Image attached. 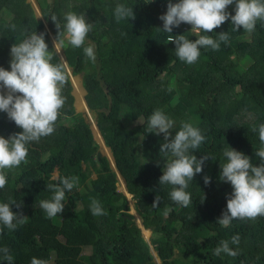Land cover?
I'll return each mask as SVG.
<instances>
[{"label":"trees","instance_id":"1","mask_svg":"<svg viewBox=\"0 0 264 264\" xmlns=\"http://www.w3.org/2000/svg\"><path fill=\"white\" fill-rule=\"evenodd\" d=\"M45 1L40 2L44 18H37L27 0H0V67L11 70L12 44L34 32L45 34L52 63H63L50 31L57 40H64L73 74H82L92 93L89 105L98 110L99 128L134 196L135 209L145 226L153 228L155 249L129 212L127 196L118 190L117 170L106 155L97 156L99 144L84 116L75 111L68 72L62 90L66 102L54 133L29 143L27 164L6 170L7 184L0 189V203H22L21 209L13 205V211L28 216L16 230L0 224V248H9L13 264H31L33 257L45 264H157L155 252L162 264H264V216L233 220L228 228L217 222L233 190L220 180L221 164L227 162L224 151L232 147L258 166L255 151L264 147L258 132L264 124V21H257L253 32L234 31L229 18L214 32H201L218 39L219 32L225 31L230 39L221 42L218 50L201 48L199 59L188 64L176 56L168 36L197 37L189 24H181L171 34L162 30L159 17L167 11L168 0ZM118 4L132 7L136 18L117 22ZM228 10L235 14L234 5ZM68 12L83 15L93 24L87 39L96 45L95 62L85 57L83 47L88 42L81 48L67 42L64 15ZM246 56L251 57L247 66L242 63ZM157 109L175 121L173 136L183 122H189L206 137L198 150H190L198 159L205 154L210 157L189 182L186 191L192 203L188 207L171 200V185L159 184L168 157L159 151L163 134L148 133L149 117ZM20 131L0 112V135ZM55 171L60 178L78 177L79 183L66 191L64 212L48 218L40 201L52 198L47 185L58 183L52 178ZM205 175L211 178L209 184L204 183ZM157 195L161 202L152 207ZM92 199L100 202L106 215H92ZM166 209H170L167 216ZM235 235L240 237L239 245L231 243ZM223 240L238 252L236 257L213 255ZM89 245L91 252L84 253ZM0 264H8L2 255Z\"/></svg>","mask_w":264,"mask_h":264},{"label":"clouds","instance_id":"2","mask_svg":"<svg viewBox=\"0 0 264 264\" xmlns=\"http://www.w3.org/2000/svg\"><path fill=\"white\" fill-rule=\"evenodd\" d=\"M37 2L38 9L41 11V18H44L40 2L46 4V1L37 0ZM31 4L36 10L34 4ZM231 5L235 6L234 15L228 10ZM114 15L117 22L136 18L133 8L124 4H118L115 7ZM229 18L232 26H234V31L243 28L246 32H253L257 21H264V0H176L175 3L173 0H168L167 11L159 17L163 22L162 30L165 33H173V29L178 28L181 24L191 25V31L197 37L195 40H190L183 34L175 37L168 36V41L175 44L176 56L188 64H194L199 59L201 48L218 50L221 42L227 43L229 41L230 37L225 31L219 32L218 39H213L210 35H201V32H214ZM64 19L66 21L65 36L67 42L75 48H81L85 42H88L89 45L83 47L85 57L95 62L96 45L91 39H87L89 32L93 29V24L88 22L83 15L74 12L65 13ZM51 20L60 30L57 18L53 16ZM11 27L15 30V25ZM53 45L63 63H52L53 53L49 51L45 34L34 32L26 36L20 43L12 44L10 48L11 70L0 67V112L6 113L8 119L22 129V131L15 132L9 137L0 135V189L7 184L6 170L17 168L21 163L27 164L29 143L38 142L42 137L54 133L61 109L66 102L62 90L68 82L69 70H72L71 73L69 72L70 77L82 76L80 88L83 97L80 95L76 99L73 94L75 111L84 116L95 138L97 133L93 121L88 115L82 113L83 110L77 111L76 104H78L79 98L85 100L93 115L95 112L96 125L100 130L98 110L90 107L88 102V96L92 93L85 86L83 75L73 74V68L69 65L63 49L64 40H57L56 38ZM75 86L79 90L78 81ZM168 90L172 91V87L170 86ZM78 107L80 108L79 104ZM174 127L175 121L162 110H155L149 117L148 133H155L157 136L163 134L164 142L159 151L168 157L164 164L163 175L159 178V184L171 185V200L181 207H188L192 203L191 194L186 191L189 182L193 181L194 177L203 171V166L210 156L205 154L198 159L195 154H190V150H198L206 139L198 127L193 126L192 123L183 122L180 130L173 136L171 130ZM252 130L256 131L257 129L254 126ZM258 132L259 140L264 145V124L259 125ZM100 133L104 138L101 130ZM103 140L104 145L100 139L96 141L106 154L109 153L106 156L110 159L112 167L118 172V183L121 182L126 188V192L123 193L126 196L128 194L133 195L127 188L125 178L117 169L116 158L115 162L112 158V148L106 144L105 138ZM255 154L260 158L258 166L252 163L251 157L232 147L223 153L227 162L221 164L220 180L230 183L233 189L227 195L226 210L217 220L224 228H228L233 220H255L264 216V147L255 151ZM211 158L215 160L213 157ZM55 172L52 178L58 180V183L47 185V188L53 192L52 198L40 201V208L44 210L48 218H54L64 212L66 191H72L79 183L78 177L60 178L55 175ZM210 182L211 178L205 175L204 183L209 184ZM118 190L120 191L119 185ZM160 202V197L157 195L152 207H158ZM13 205L17 209L22 208V203L14 200L11 203H0V224L9 230H16L19 226L24 225L28 219V216L24 215L22 211H13ZM90 210L93 216L106 215V211L96 199H92ZM169 211L170 209H166L164 215L167 216ZM136 212L139 214L137 210ZM134 217L136 216L134 215ZM139 227L142 234L146 230L154 233L147 226L145 227L148 229ZM2 233L3 228H0V234ZM149 243L151 244V241ZM231 243L239 245V235L233 236ZM151 246L153 245L151 244ZM88 247H91L92 250L91 245ZM222 253L230 257L238 255V252L230 247L228 240L221 241L219 246L215 248L213 255L221 256ZM154 254L156 258H159L156 252ZM0 255L8 264H13L14 258L8 247L0 248ZM31 264H45V261L33 257Z\"/></svg>","mask_w":264,"mask_h":264},{"label":"rangeland","instance_id":"3","mask_svg":"<svg viewBox=\"0 0 264 264\" xmlns=\"http://www.w3.org/2000/svg\"><path fill=\"white\" fill-rule=\"evenodd\" d=\"M29 1H30L31 3L34 4V6H35V8H36V10H37V12H38V14H39V16H41V11H39V9H38V2H37V0H29ZM43 17H44V16H43ZM45 25H47V27H48V22L45 21ZM245 37H246L248 40L251 39V36H250V35L245 36ZM250 62H251V57H250V56H246V57L243 59V61H242V63H243L245 66H247ZM79 90H80V95L83 97V93H82V90H81L80 87H79ZM157 90L160 91L159 88H157ZM76 105H77V107H78V104H76ZM78 108H79V107H78ZM87 108L89 109L88 106H87ZM89 110H90V109H89ZM82 113H83V114H88V113L83 112V111H82ZM93 113H94V115L92 114V112H91V110H90V116H89V118H90L92 121L95 122V118H96V116H95V112H93ZM66 122H68V121H66ZM138 122H142V119L138 120ZM135 123H136V121L132 122L131 124H135ZM95 139L98 140V139H100V138H99L97 135H95ZM103 144H104V143H103ZM99 148H100V147H99ZM107 150H108V148H107ZM106 155L108 156L109 153H107ZM55 175L58 176V171L55 172ZM93 176H95V173H93ZM118 185H119V189H120V191H122V192H126V188L123 186V184H122L121 182H119ZM127 198H128V200H129V203H130V206H131V209L129 210V212L136 216V217H135V219H136L135 221H136L138 224H140L141 221H142V218H141V216L136 212V209H135V206H134V205H135V200L133 199V195L128 194V195H127ZM148 228H150V229L153 230V228H151V227H148ZM143 234H144V236L146 237V239L150 242L151 239H152L153 233L150 232V234H146V233L144 232ZM152 247H153V249H155L154 246H152ZM84 252H85V253H90V252H91V247H87V246H85V247H84ZM156 261H157V264H162V262H161V260H160L159 258H156ZM49 264H54V262H53V261H52V262H49Z\"/></svg>","mask_w":264,"mask_h":264},{"label":"water","instance_id":"4","mask_svg":"<svg viewBox=\"0 0 264 264\" xmlns=\"http://www.w3.org/2000/svg\"><path fill=\"white\" fill-rule=\"evenodd\" d=\"M36 11V10H35ZM36 15H37V18H41V16H39V14L36 12ZM46 27H47V25H46ZM49 28V27H48ZM51 39H52V41H53V44H54V41L56 40V37H55V35H54V33L51 31ZM61 49H62V47H61ZM69 72L71 73L72 72V70H69ZM73 78H74V80H73ZM82 79V76L81 75H77V76H75V77H71V79H72V83H73V94L76 96V99L80 96V90H78V88L75 86V83L74 82H79V87H80V84H81V79ZM82 86H83V84H82ZM77 106V105H76ZM77 111L79 112V111H82V109L81 108H78L77 107ZM104 139V138H103ZM109 150H111V148L109 147ZM112 152V151H111ZM103 155H106V153L102 150V147H100V150L98 151V153H97V156H98V158H101ZM112 158H113V160H114V162H115V157H114V155H113V153H112ZM139 226H141L143 229H148V228H146L145 226H144V224H143V220L141 221V223L140 224H138Z\"/></svg>","mask_w":264,"mask_h":264},{"label":"bare ground","instance_id":"5","mask_svg":"<svg viewBox=\"0 0 264 264\" xmlns=\"http://www.w3.org/2000/svg\"><path fill=\"white\" fill-rule=\"evenodd\" d=\"M75 83L77 84V82H75ZM78 104H79L80 108H81L84 112L88 113V114H86V115L90 116V110L87 108L88 105H87L86 101L83 100L82 98H79V102H78ZM93 123H94L93 125H94L95 128H96L97 136L100 138V141H101V143L103 144L104 140H103V137H102V135H101V133H100V130L98 129V127H97V125H96V121H95V122L93 121ZM103 145H104V144H103ZM145 232H146V234H150V231H149V230H146Z\"/></svg>","mask_w":264,"mask_h":264}]
</instances>
